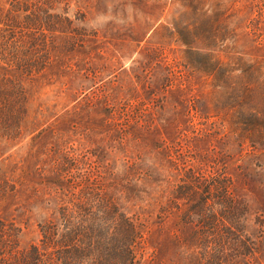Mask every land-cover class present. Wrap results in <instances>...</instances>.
<instances>
[{"label":"trees","instance_id":"16d2710c","mask_svg":"<svg viewBox=\"0 0 264 264\" xmlns=\"http://www.w3.org/2000/svg\"><path fill=\"white\" fill-rule=\"evenodd\" d=\"M72 1L0 5V144L11 148L30 137L11 170L0 167V264H264L261 235H252L247 224L252 196L231 172L238 161L226 151L220 166L215 144L206 143L211 134L189 139L185 117L198 101L184 94L190 76L209 81L217 94L211 116L240 146L264 151V108L253 104V95L264 92V60L237 52L220 59L228 24L211 22L218 14L194 0H179L188 11L171 27L160 26L158 43L174 38L184 46L180 65L188 75L155 56L156 67L142 83L149 91L136 95L148 101L121 103L123 97L100 89L98 100L85 94L83 103L79 91L93 82L83 69L91 61L84 57L69 65V53L98 39L76 25L85 21L81 9L80 18L69 17ZM202 16L214 27L198 26ZM26 30L34 33L25 42ZM56 66L69 74L62 86L75 104L55 118L43 119L40 110L43 118L36 115L29 124V84ZM103 101L105 116L99 119L92 110ZM76 130L100 145L70 146L68 135ZM23 190L30 192L24 203ZM31 218L38 242L23 246Z\"/></svg>","mask_w":264,"mask_h":264},{"label":"rangeland","instance_id":"374dc122","mask_svg":"<svg viewBox=\"0 0 264 264\" xmlns=\"http://www.w3.org/2000/svg\"><path fill=\"white\" fill-rule=\"evenodd\" d=\"M124 1H126V5L123 7L121 2ZM72 2L69 17L72 20H75L76 17L80 18L81 14L78 13V9H81L85 14V21L81 23L75 20L76 25L87 29L86 37L94 38L93 35L97 33L96 38L98 39L96 43H90L81 51L74 54L69 53L70 57L73 56L69 65L78 63L84 57L91 61V64L86 65V70L83 69V71L85 76L93 79V82L87 83V87L79 91L81 102H87L86 98H83L85 94L88 97L94 96V101L98 100L95 94H101L100 89L106 90L107 94L120 95L123 97L121 103L124 100H130L132 104L139 100L146 101L147 98L136 95H144L149 91L142 83L149 78L153 68L156 67V61L152 60V58L155 59V56L158 58L162 56L165 63H169L175 70L182 69V74H187L180 65L184 46L174 38H169V42L165 46H160L158 43L160 35L164 31L160 26L171 27L174 19H177L183 11H188L189 7H183L179 0H73ZM194 2L203 11L208 9L218 14L214 18L213 15L210 16L211 22L215 20L217 24H228L230 31L226 33L227 38L222 44L224 48L217 49L220 59L227 61L235 55L234 52H237L247 59L264 60V0H194ZM1 4L3 7L5 6V9L9 8L8 2L5 4V0H0ZM18 19L24 22L21 16ZM205 24L209 25L208 28L214 27H211L210 22L203 16L198 17L197 25L206 26ZM44 32L50 34L45 30ZM32 33L34 32L24 33L22 40L26 42L32 37ZM39 34L40 31L34 35ZM56 39L58 43L61 42L60 38ZM219 46L217 43L216 48ZM68 59L67 62H69ZM79 67L85 68L83 61ZM47 75L46 78H38L31 84L28 83L31 96L28 104L30 108L29 124L36 115H38L37 119L43 118L40 110L45 115L43 119L55 118L57 115L66 113L75 104V102L69 104L70 97L63 91L62 83L70 78L69 74L58 72L56 66ZM184 94L186 97L198 101L197 110H191V113L185 117L189 120L185 124L189 129V139L211 134L206 143L215 144V156L219 165L221 166L222 162L227 160L224 155L226 151H228L227 154L233 156L231 159L238 161L232 166L231 172L237 185L242 190L250 191L252 205L247 224H249L252 235H261L258 240L261 242L260 251L264 254V151L254 150L249 146V143L240 146L232 137L230 138L228 129L223 128L219 118L211 116L214 114L212 106L217 94L209 81H205L199 76H190L189 86ZM104 103L103 101L102 104L93 108V116L99 119L105 116L102 111L106 104ZM253 104L264 108V92L262 90H258L253 95ZM205 111H209L208 118H204ZM83 121L82 118L79 120L81 124ZM73 132L70 131L68 136L73 139L69 145L74 148L85 141L86 148L90 150L100 145L96 139L84 140L80 130H76V135ZM29 138L16 146H14V141L11 148L8 144H0V152H3V155L0 156L2 170L9 172L12 161L19 160V155L25 154L24 149L19 150L18 148L29 141ZM232 150L234 152H231ZM8 156L11 157L8 159ZM93 159H96V156ZM240 164L242 168L239 170L236 165ZM29 194L28 190H23L19 194L20 201L24 203ZM20 201L15 202L17 205H21ZM13 204L11 200V205ZM26 217L27 214L24 218ZM20 239L23 246L38 240L34 218L29 219Z\"/></svg>","mask_w":264,"mask_h":264}]
</instances>
